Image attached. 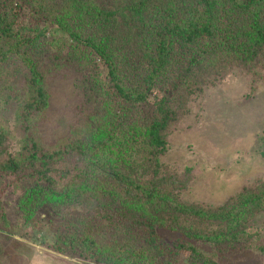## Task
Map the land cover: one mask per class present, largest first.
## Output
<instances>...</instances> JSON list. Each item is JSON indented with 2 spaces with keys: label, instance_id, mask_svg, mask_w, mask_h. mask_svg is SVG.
<instances>
[{
  "label": "rangeland",
  "instance_id": "374dc122",
  "mask_svg": "<svg viewBox=\"0 0 264 264\" xmlns=\"http://www.w3.org/2000/svg\"><path fill=\"white\" fill-rule=\"evenodd\" d=\"M55 1L44 0L47 5ZM28 2L9 3L11 40L0 63V125L10 134L8 151L19 153L15 110L25 93L29 62L41 66L48 105L26 136L42 150L68 138L63 159L50 167L65 169L70 178L51 187L36 183L26 168L13 175L0 172V264H264V209L221 217L216 220L221 227H201L224 232L214 240L207 234L192 237L196 233L177 213L206 212L245 188H264V56L253 65L239 64L233 40L207 44L212 45L207 67L197 73L201 90H176L170 68L145 101L127 102L94 51L71 40L53 18L36 15ZM256 7L264 16V0ZM226 19L223 24L230 25L242 18L234 11ZM65 21L62 25L73 24L82 36L96 31L82 17ZM141 51L125 49L116 57L122 87L131 91L140 78ZM213 66L220 68L217 75L208 70ZM154 124L166 143L156 156L149 143ZM80 136L83 146L77 149L73 140ZM155 170L168 186L151 202L127 199L110 176L118 173L138 193L135 185L150 189ZM83 173L85 179L76 178ZM118 210L155 222L158 236L135 234ZM248 219L254 225L246 231L232 228ZM174 221L178 227L165 225Z\"/></svg>",
  "mask_w": 264,
  "mask_h": 264
},
{
  "label": "trees",
  "instance_id": "16d2710c",
  "mask_svg": "<svg viewBox=\"0 0 264 264\" xmlns=\"http://www.w3.org/2000/svg\"><path fill=\"white\" fill-rule=\"evenodd\" d=\"M9 1V2H7ZM20 1L27 0H0V63L5 59L8 50L7 39L11 35L8 21L11 19V7L19 5ZM36 15L54 19L53 24L61 27L71 40L91 49L102 60L106 66L107 76L113 82L117 93L127 102H142L146 100V93L153 87L156 80L168 69L173 68L172 79L175 89H184L193 92V88L201 90V83L197 75L207 67V59L210 57V48L220 40H233L240 63L249 62L255 64L259 56H264V16L259 15L256 5L261 0H56L47 5L44 0H28ZM28 2V3H29ZM7 6L9 8L6 7ZM51 6V8H50ZM4 8L5 10L1 9ZM240 13L241 20L234 24L230 20L227 24L223 21L233 12ZM150 15H153L151 20ZM157 16V17H156ZM82 17L88 26L95 28L93 35L82 36L71 26L62 25L65 19ZM232 29V30H231ZM10 39V38H9ZM13 39V38H12ZM11 40V39H10ZM5 41V42H4ZM144 41L145 44L138 43ZM151 47L149 48L148 47ZM226 45H229L226 41ZM125 49L142 50L139 54V62L142 65L140 78L136 81L134 91L122 87L119 79V69L116 57ZM116 59V60H115ZM138 62V61H137ZM132 66H135L131 62ZM259 66V63L257 64ZM219 69L215 66L209 67V72L218 74ZM43 71L41 66L29 62L27 80L25 81V93L20 96V103L15 110V121L17 132H20L21 148L19 153H10L7 144L10 138L8 131L0 125V172L15 174L18 170L26 168L31 170L28 176L36 183H43L47 186H54L57 182L70 178L65 169H53L50 165L54 160H62L64 153L62 149L66 146L68 138L62 144L53 147H45L42 150L36 141L26 136L33 125L35 117L43 113L48 105L47 95L43 87ZM159 125L154 124L149 133V143L155 149L154 156L162 154L166 149L164 138L159 134ZM81 136L73 140L75 148L82 147ZM75 141V142H74ZM156 161V158L153 159ZM156 169V168H155ZM84 174V173H83ZM159 173L155 170L151 175L150 189L144 190L142 185H135L140 192L135 193L127 185L118 173L110 174L113 177L115 187L122 192L127 199L138 203L151 202L154 199H161V189L168 185L166 180L158 178ZM77 176V179H85ZM27 177V176H26ZM186 182H184L185 184ZM179 188V187H177ZM179 194H175L177 196ZM166 200V198L164 199ZM238 205L239 209L236 206ZM263 206V207H262ZM230 209V211H228ZM252 210L264 209V188L250 191L245 188L228 203L214 209L192 210L190 214L181 215L183 223H188L191 231L198 237L199 234L212 235L208 238L214 240L213 236H220L224 232H205L201 227L210 225L221 227V222H216L221 217L238 218L241 214L249 213ZM238 210L240 213L233 214ZM124 224L132 228L135 234H148L150 238L157 237L155 222L140 217L133 212L118 210ZM248 214V215H249ZM111 216L104 214L105 219ZM203 218V219H202ZM184 219V220H183ZM250 219V218H249ZM236 221L232 227L246 231L254 223L250 220ZM214 220L215 222H211ZM167 227H178L171 222L165 224ZM173 231V229L169 228ZM180 230V229H176ZM237 230V231H238ZM157 248V245H153ZM178 248L194 249L186 244L178 243ZM134 263V260H133ZM212 264H216L211 262Z\"/></svg>",
  "mask_w": 264,
  "mask_h": 264
}]
</instances>
